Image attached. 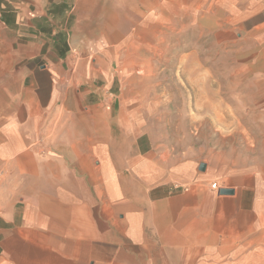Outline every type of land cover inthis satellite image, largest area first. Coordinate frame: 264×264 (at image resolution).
<instances>
[{
  "label": "crops",
  "instance_id": "obj_1",
  "mask_svg": "<svg viewBox=\"0 0 264 264\" xmlns=\"http://www.w3.org/2000/svg\"><path fill=\"white\" fill-rule=\"evenodd\" d=\"M157 3L136 0L133 11L131 0H0V247L11 232L62 248L119 233L147 264H243L242 247L219 239L240 213L235 199L194 176L191 160L159 153L141 131V107L130 106L145 111L147 98L127 95L132 81L118 73L139 54L132 14ZM251 3L235 23L264 10V0ZM256 25L264 32V18ZM257 61L264 66L263 46Z\"/></svg>",
  "mask_w": 264,
  "mask_h": 264
},
{
  "label": "rangeland",
  "instance_id": "obj_2",
  "mask_svg": "<svg viewBox=\"0 0 264 264\" xmlns=\"http://www.w3.org/2000/svg\"><path fill=\"white\" fill-rule=\"evenodd\" d=\"M252 1L164 0L146 11L140 7L142 14L131 17V46L139 54L132 55L128 73H118L132 81L125 88L127 95L147 98L145 111L143 104L130 106L141 107V131L150 132L159 153L191 160L193 175H208L211 189L217 183L219 191L235 190L226 199H235L240 213L222 225L221 244L242 247L243 264H264V66L257 61L264 32L253 28L264 10L252 20L235 23L257 5ZM131 2L135 11L136 0ZM1 31L6 52L10 35ZM52 138L53 133L48 134L49 141ZM202 164L205 171L199 169ZM37 190L44 192L45 185ZM40 234L19 243L8 233L0 247L4 264L148 263L141 249L119 233L113 234L115 242L79 247L69 241L66 248L61 242L48 246Z\"/></svg>",
  "mask_w": 264,
  "mask_h": 264
},
{
  "label": "water",
  "instance_id": "obj_3",
  "mask_svg": "<svg viewBox=\"0 0 264 264\" xmlns=\"http://www.w3.org/2000/svg\"><path fill=\"white\" fill-rule=\"evenodd\" d=\"M205 168H206L205 164H202L199 169L200 171H205ZM219 194L224 196H232L235 194V190L223 188L220 189Z\"/></svg>",
  "mask_w": 264,
  "mask_h": 264
},
{
  "label": "built area",
  "instance_id": "obj_4",
  "mask_svg": "<svg viewBox=\"0 0 264 264\" xmlns=\"http://www.w3.org/2000/svg\"><path fill=\"white\" fill-rule=\"evenodd\" d=\"M212 189L219 191V187H218L217 183L213 184Z\"/></svg>",
  "mask_w": 264,
  "mask_h": 264
}]
</instances>
